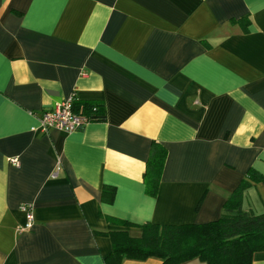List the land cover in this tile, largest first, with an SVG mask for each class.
Wrapping results in <instances>:
<instances>
[{"label": "crops", "instance_id": "1", "mask_svg": "<svg viewBox=\"0 0 264 264\" xmlns=\"http://www.w3.org/2000/svg\"><path fill=\"white\" fill-rule=\"evenodd\" d=\"M71 95L105 119L41 132ZM154 142L167 155L151 196ZM250 167L264 174V0H0V264H102L104 231L140 233L116 220H215ZM242 208L264 212V182Z\"/></svg>", "mask_w": 264, "mask_h": 264}, {"label": "trees", "instance_id": "2", "mask_svg": "<svg viewBox=\"0 0 264 264\" xmlns=\"http://www.w3.org/2000/svg\"><path fill=\"white\" fill-rule=\"evenodd\" d=\"M247 30L248 19L244 21ZM73 110L90 120L105 119V108L97 101L75 103ZM167 155L160 143H152L145 171V192L157 194ZM256 182H264V174L250 167L224 201L219 218L204 223L135 224L120 219L125 227H139L138 235L128 229L104 231L111 240L112 250L102 264H121L125 259H161V264H181L198 259L206 264H252L253 254L264 251V212L254 213L242 208L244 190ZM114 188L105 186L101 199L111 203Z\"/></svg>", "mask_w": 264, "mask_h": 264}, {"label": "built area", "instance_id": "3", "mask_svg": "<svg viewBox=\"0 0 264 264\" xmlns=\"http://www.w3.org/2000/svg\"><path fill=\"white\" fill-rule=\"evenodd\" d=\"M73 99L74 96L71 95L63 101L57 103L53 107L43 109L39 115V130L41 132H46L49 129H59L62 131H74L82 128L87 124L90 119L88 116L76 113L73 110ZM34 130L35 128L32 127ZM11 163L13 165H19L18 157L11 158ZM21 208H25L21 205ZM33 215L31 212L28 213L26 223L21 226V229L29 228L33 224Z\"/></svg>", "mask_w": 264, "mask_h": 264}]
</instances>
